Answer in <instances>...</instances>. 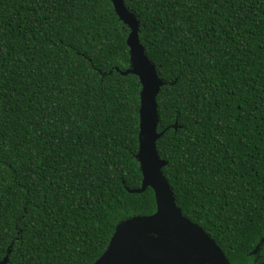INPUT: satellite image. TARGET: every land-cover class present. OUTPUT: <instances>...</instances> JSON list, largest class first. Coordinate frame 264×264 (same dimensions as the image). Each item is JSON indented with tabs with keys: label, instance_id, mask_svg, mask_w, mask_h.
I'll return each mask as SVG.
<instances>
[{
	"label": "trees",
	"instance_id": "16d2710c",
	"mask_svg": "<svg viewBox=\"0 0 264 264\" xmlns=\"http://www.w3.org/2000/svg\"><path fill=\"white\" fill-rule=\"evenodd\" d=\"M125 3L165 82L156 145L175 201L246 264L264 236V0ZM128 32L111 0H0L5 264H92L118 222L155 211L151 187L128 190L142 183ZM194 170L230 197L223 210Z\"/></svg>",
	"mask_w": 264,
	"mask_h": 264
},
{
	"label": "water",
	"instance_id": "95a60500",
	"mask_svg": "<svg viewBox=\"0 0 264 264\" xmlns=\"http://www.w3.org/2000/svg\"><path fill=\"white\" fill-rule=\"evenodd\" d=\"M111 1L119 19L129 29L127 35L129 67L121 70L120 73H131L138 77L141 86L139 108L142 103L144 105L141 109L142 120L145 117V109L150 108L152 138L150 163L145 155L143 130L140 137V150L141 127L139 120V144L135 157L142 173V183L139 188H128V190L135 193L142 192L147 187H151V185L148 186L150 182L164 185L166 188V181L159 173L160 169L163 174L162 169L166 161L160 158L156 145L165 131H158L159 114L156 100L160 87L165 82L158 76L156 64L147 56L146 48L140 41V23L136 14L127 7L125 0ZM141 60L145 64H149L152 68L151 73L146 74L142 70ZM116 70L119 71L118 68ZM145 123H142V129L145 128ZM173 127L176 128V123ZM155 149L159 159L156 157ZM153 191L156 203L155 211L148 215H133L118 222L106 249L92 264H230L215 240L201 226L183 215L175 201L173 191L174 203L170 191L165 197L158 187V200L154 189ZM263 239L264 236L260 241ZM8 251H10V247ZM8 257L7 253L0 260V264H5Z\"/></svg>",
	"mask_w": 264,
	"mask_h": 264
},
{
	"label": "snow or ice",
	"instance_id": "6c2138e0",
	"mask_svg": "<svg viewBox=\"0 0 264 264\" xmlns=\"http://www.w3.org/2000/svg\"><path fill=\"white\" fill-rule=\"evenodd\" d=\"M140 64H141L142 70L146 74L151 73L152 68L149 66V64H145L143 62V60L140 61ZM150 65L152 66L151 63H150ZM2 88H3L2 77H0V89H2ZM2 101H3V97H2V95H0V114H2V112H3V103H2ZM143 107H144V105L142 103V106L139 108V120H140V127H141V132L139 134L140 150H141V139H140V137H141V133H142V130H143L144 131V136H145V139H144L145 155H146V158L148 159V161L150 163L151 147H152L151 128H150V108L149 109H145V117H144V120H142L141 109ZM145 121H147V122L145 123ZM142 123H145V128L144 129H142ZM154 147H155V143H154ZM155 153H156V149H155ZM156 157L159 159L157 153H156ZM189 162L191 163V161H189ZM141 165H142V163H141ZM159 173L163 177L164 181H166V188L164 187V185L154 184L152 182H150L148 184V186L151 185V187L155 190L156 197H157V188L158 187L160 188L161 194L163 196L166 197L167 192L170 191L171 195L173 197L172 189H171V187L169 185L168 180L160 172V169H159ZM73 174L75 175V173H73ZM143 174H144V172H143ZM189 178L191 180V183L194 185L195 189L197 190V192L200 195H202L203 197L207 198V206L209 208H211L213 206V204H216V205L220 206L221 209L223 210L224 204L228 203V200L230 199V197H226L225 196L224 191L219 186V183L211 175H207L206 176V175L203 174L202 171L198 174L194 170V171L189 173ZM144 180H145V174H144ZM217 198H219V199H217ZM157 200H158V197H157ZM221 201H223V204L220 203ZM172 202L174 203V197H173ZM87 203H88V206L91 207L92 202L89 201ZM96 203L99 205L100 201L98 200V201H96ZM66 227H70V225H66ZM56 243L58 245L60 244L59 239H57Z\"/></svg>",
	"mask_w": 264,
	"mask_h": 264
},
{
	"label": "flooded vegetation",
	"instance_id": "af4514ba",
	"mask_svg": "<svg viewBox=\"0 0 264 264\" xmlns=\"http://www.w3.org/2000/svg\"><path fill=\"white\" fill-rule=\"evenodd\" d=\"M249 254L250 259L246 264H264V239L262 241H259V243L255 245V247L249 252Z\"/></svg>",
	"mask_w": 264,
	"mask_h": 264
}]
</instances>
